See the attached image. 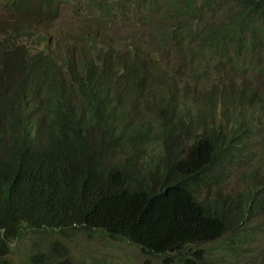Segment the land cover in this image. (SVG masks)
<instances>
[{
	"label": "trees",
	"instance_id": "trees-1",
	"mask_svg": "<svg viewBox=\"0 0 264 264\" xmlns=\"http://www.w3.org/2000/svg\"><path fill=\"white\" fill-rule=\"evenodd\" d=\"M263 118L264 0H0V264L94 232L239 264L264 194L223 181L257 178Z\"/></svg>",
	"mask_w": 264,
	"mask_h": 264
},
{
	"label": "rangeland",
	"instance_id": "rangeland-1",
	"mask_svg": "<svg viewBox=\"0 0 264 264\" xmlns=\"http://www.w3.org/2000/svg\"><path fill=\"white\" fill-rule=\"evenodd\" d=\"M262 121H264V118ZM244 169L245 167L236 169L233 175L230 176V179L223 181L226 185V191L233 193V190L230 187L236 189V191L245 187L250 190H253L254 188L259 189L260 192L264 194V178L262 179V175L264 174V163L261 164V170L256 176L257 178L251 177L247 170L244 172ZM255 180L260 181L257 183ZM213 192L214 190H212L210 194ZM261 213L262 215L259 216L256 221L258 239L251 248L245 249L236 254L241 257L239 258V264H248L247 260L251 261L248 255L257 254L259 249L264 247L263 210ZM94 233L97 235L92 233H90L89 236L84 234H74L68 235L67 238L60 240H57L53 236L47 238H35V236L28 235L23 241L12 245L14 251L13 257L16 260L19 259V255L26 252V249L29 248L35 253L36 251L48 252L47 254L49 257L57 259L61 258L58 253H67L74 261L73 264H165L161 257L146 255L130 243L111 240L108 236H102L98 232ZM226 244H228V247L225 252L230 250L232 241L227 239ZM182 256H187L186 250L182 252ZM225 257L226 256H224V259L222 260L227 264V257ZM188 259V263L179 264H215L211 262V259L208 256H204L202 259L197 256H190ZM254 261L255 264H258L262 262V259L258 257L255 258Z\"/></svg>",
	"mask_w": 264,
	"mask_h": 264
}]
</instances>
